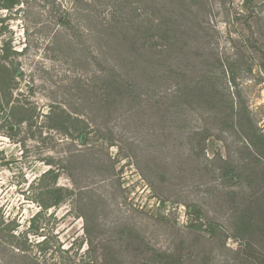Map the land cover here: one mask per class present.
<instances>
[{"label": "rangeland", "instance_id": "1", "mask_svg": "<svg viewBox=\"0 0 264 264\" xmlns=\"http://www.w3.org/2000/svg\"><path fill=\"white\" fill-rule=\"evenodd\" d=\"M20 1L0 10L22 73L0 110V264H264V72L235 58L264 45V0ZM50 169L71 194L44 211Z\"/></svg>", "mask_w": 264, "mask_h": 264}, {"label": "trees", "instance_id": "2", "mask_svg": "<svg viewBox=\"0 0 264 264\" xmlns=\"http://www.w3.org/2000/svg\"><path fill=\"white\" fill-rule=\"evenodd\" d=\"M253 1L255 0H245L244 3L245 5H247L248 3H251ZM20 4H21L20 0H0V10L12 11L16 9ZM96 12L99 13L98 11ZM99 14L96 15V19L100 18V21L103 24V21L106 18L103 17V15L101 16V13ZM159 29H160V26L158 24L153 25L152 27H150V29H145L143 33L145 35L144 40L150 41V42L151 40H153L152 44H154L156 42L155 38L158 37L156 33L159 32ZM148 32H152L153 34L152 39L150 37H147L149 35ZM159 38L164 39V37L162 36ZM156 46H157L156 48H158L159 45H156ZM263 48H264L263 43L253 38L250 41H248V43H246L244 46L239 47V49L237 50L239 53L235 56V58H237V61L239 63H243L244 65L248 66L250 69H252L253 66L258 64L257 65L258 69L264 72V55H262V53L264 54ZM248 50L256 54H261L262 55L261 58L257 59L255 57L256 63L251 62L250 57L248 58V60H245L244 55ZM0 51H1V54H0V110L5 109V108L9 109L11 107L9 110L12 113V111L16 110V108H14L12 105L13 91L15 89L16 80L21 78L22 73L21 71H19L18 68H16L13 65V61L11 60V56L17 55V53H14L13 51H11V48L9 47V45H4L2 48H0ZM17 109L20 110L19 113L22 116V118H20L17 122V124L20 125L28 121V119H26L28 117L26 115L28 111L24 110L25 115H26L24 117L23 111L19 107H17ZM48 117H50L49 119L51 120L50 121L51 124L52 123L58 124L57 122H59V120L55 121V119L52 118V114L51 116L49 115ZM67 118H68L67 121H62V126H64L67 131L70 130V128H73L76 131L78 138L86 139L87 136L89 135L88 134L89 125L85 121L79 118H74L70 114L67 115ZM67 124H71V127H68ZM7 128L10 132L8 133V136L10 138L17 135L18 132L15 129V125L8 122ZM249 130L250 131H249L248 136L250 138L249 139L250 145L258 152H264V133L259 132L257 128L249 129ZM257 131L259 132L258 134H257ZM1 160L2 158H1V153H0V161ZM58 180H59V172H56L55 170H52V169L45 172L40 178L41 185H40V193H39V197H40L39 205L44 211H48L53 207L59 206L61 203L65 201L67 196L71 194L69 190L58 186ZM39 216L40 215H37V217L33 219V222L31 224V229H38V227L36 226V223H37V219ZM1 225H4V223H2ZM5 227H8L7 236H6L7 238L6 242L8 243V248L9 247L12 248L14 253H19V255H21L25 259H28V260L30 259V261L31 260L33 261V259H31V257H28L26 253L29 251V246H30L29 240L27 238L28 234H16V228L13 226L11 227V225L10 226L5 225ZM217 230L218 229L214 227L213 225H209L206 228V231L209 232L212 236L217 235ZM1 232H5V230H1ZM23 238H24V243H20L21 242L20 240ZM48 244H49V241L45 239L44 241L38 244V247H43L41 250L44 252V250L46 251L49 248Z\"/></svg>", "mask_w": 264, "mask_h": 264}]
</instances>
